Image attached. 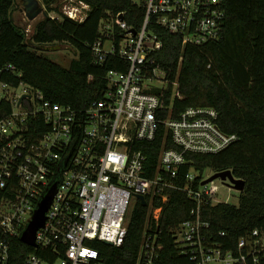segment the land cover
<instances>
[{
  "label": "built area",
  "instance_id": "2783aa9c",
  "mask_svg": "<svg viewBox=\"0 0 264 264\" xmlns=\"http://www.w3.org/2000/svg\"><path fill=\"white\" fill-rule=\"evenodd\" d=\"M58 1L61 14L44 6L46 16L85 22L90 5ZM134 2L145 7L140 29L125 21V13L111 15L101 20L90 45L94 63L110 62L113 68L89 106L54 103L24 82L15 86L0 78V102L12 104L0 119V264H13L14 241L53 190L45 224L36 232V245H27L34 251L23 264H104L96 243L124 244L128 216L141 197L149 213L136 264H159V222L172 190L183 191L194 204L189 219L172 230L175 245L193 264H264L263 228L231 245L227 233L203 217L205 207L231 204L233 192H241L229 179L204 184L213 174L202 175L186 157L219 154L238 135L220 128L213 107L191 106L176 114L180 83L156 59L163 48L157 29L179 37L183 47L220 41L226 0ZM5 71L21 76L12 65ZM161 135L177 148L164 146L152 168L147 150L154 152L151 144Z\"/></svg>",
  "mask_w": 264,
  "mask_h": 264
},
{
  "label": "trees",
  "instance_id": "16d2710c",
  "mask_svg": "<svg viewBox=\"0 0 264 264\" xmlns=\"http://www.w3.org/2000/svg\"><path fill=\"white\" fill-rule=\"evenodd\" d=\"M90 5L85 22L79 24L64 16L61 21L48 16L34 28L35 45L69 43L76 58L64 67L46 58L29 43L25 30L14 21L16 0H0V71L1 80L15 86L24 82L43 92L54 103L85 108L100 97L104 75L112 63L100 67L94 63L90 45L99 37L101 20L125 13V21L136 30L144 22L145 7L135 0H79ZM57 0H44L48 12L61 14ZM226 23L220 41L201 47L182 46L179 37L157 29L163 48L157 62L170 79L178 78L182 100L175 103L176 114L187 107H213L219 112L218 124L239 139L219 154L188 153L187 159L202 175L230 170L244 180L237 205L219 204L204 208V219L218 231H225L231 245L254 228L264 229V0H226ZM9 65L16 73L6 72ZM93 75L94 79L89 80ZM12 110L9 101L0 102V119ZM165 133V132H163ZM151 146L148 165L156 167L160 150L177 148L165 135ZM190 165L185 166V170ZM193 202L183 191L172 190L159 222L163 250L159 264H193L175 245L172 230L190 217ZM149 213L148 206L137 200L128 216L124 244L115 247L97 242L104 264H136ZM34 249L16 239L12 263L23 264Z\"/></svg>",
  "mask_w": 264,
  "mask_h": 264
},
{
  "label": "water",
  "instance_id": "95a60500",
  "mask_svg": "<svg viewBox=\"0 0 264 264\" xmlns=\"http://www.w3.org/2000/svg\"><path fill=\"white\" fill-rule=\"evenodd\" d=\"M24 3V11L29 20H34L41 14L46 16V11L40 4L39 0H23ZM123 19V17H121ZM29 43L31 45H34V47L39 51H54L56 49H60L61 46H54V45H35L33 44L32 40H29ZM216 179H222L227 180L229 179L231 183L235 186L237 190L240 192L244 191L246 183L244 180L236 179L232 172L230 170L218 172L213 174L211 177H209L207 180L204 181L205 183H209L211 181H214ZM55 191H51L43 200V202L40 204L38 210L36 211L34 218L32 222L30 223L29 227L26 229V231L23 233L21 237V241L29 246H35V235L37 230L44 226L45 224V214L50 206V203L54 197ZM142 201V204L145 205L146 201L143 197L140 198Z\"/></svg>",
  "mask_w": 264,
  "mask_h": 264
},
{
  "label": "rangeland",
  "instance_id": "374dc122",
  "mask_svg": "<svg viewBox=\"0 0 264 264\" xmlns=\"http://www.w3.org/2000/svg\"><path fill=\"white\" fill-rule=\"evenodd\" d=\"M39 2L42 5V7L44 8V5H46L44 3V0H39ZM56 4L59 7V1L54 2L52 5L55 6ZM13 18H14L15 24L19 28L25 30L28 39L32 40L31 38H32V35L34 32V28H35L36 24L44 18V15L41 14L36 19L29 20L25 14V11H24L23 0H16V5H15L14 11H13ZM50 45L61 46V48L56 49L54 51H39V52L42 53L46 58L52 60L53 62H56V63H58L64 67H69L71 62L76 58V53H75L73 47L69 43H66V44H50ZM233 195H234V197L231 199V204L237 205L239 202L240 193L234 191Z\"/></svg>",
  "mask_w": 264,
  "mask_h": 264
}]
</instances>
